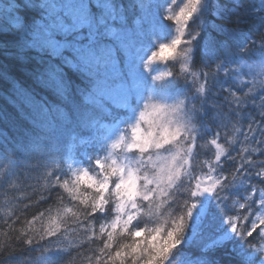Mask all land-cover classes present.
<instances>
[{
    "label": "snow or ice",
    "instance_id": "6c2138e0",
    "mask_svg": "<svg viewBox=\"0 0 264 264\" xmlns=\"http://www.w3.org/2000/svg\"><path fill=\"white\" fill-rule=\"evenodd\" d=\"M0 54V264H264V0H0Z\"/></svg>",
    "mask_w": 264,
    "mask_h": 264
},
{
    "label": "trees",
    "instance_id": "16d2710c",
    "mask_svg": "<svg viewBox=\"0 0 264 264\" xmlns=\"http://www.w3.org/2000/svg\"><path fill=\"white\" fill-rule=\"evenodd\" d=\"M244 2H247V0H244ZM158 63H159V69L160 68L165 69L166 63L168 62L159 61ZM0 66H3L4 68L8 69L9 71H12L17 75H21V76L25 75L24 67L18 65L15 62L14 57L11 55L0 54ZM17 112H18V108L15 98L13 97L7 86H5L4 84H0V115L7 114L8 116L14 118ZM5 124H6L5 121L0 120V127H5ZM8 127H10V123L8 124ZM215 255L218 260L224 259L221 253H216Z\"/></svg>",
    "mask_w": 264,
    "mask_h": 264
}]
</instances>
